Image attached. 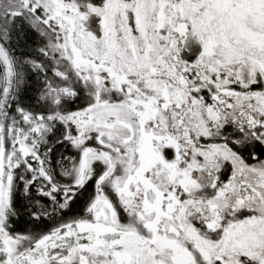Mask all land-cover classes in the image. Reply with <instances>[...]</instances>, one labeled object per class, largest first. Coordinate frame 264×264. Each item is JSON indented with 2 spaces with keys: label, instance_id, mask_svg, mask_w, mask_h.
Masks as SVG:
<instances>
[{
  "label": "snow or ice",
  "instance_id": "6c2138e0",
  "mask_svg": "<svg viewBox=\"0 0 264 264\" xmlns=\"http://www.w3.org/2000/svg\"><path fill=\"white\" fill-rule=\"evenodd\" d=\"M0 264H264V0H0Z\"/></svg>",
  "mask_w": 264,
  "mask_h": 264
}]
</instances>
